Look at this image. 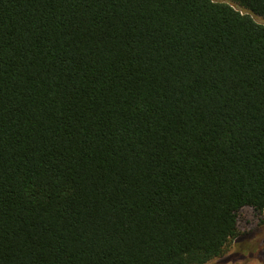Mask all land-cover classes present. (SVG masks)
Wrapping results in <instances>:
<instances>
[{
    "label": "trees",
    "instance_id": "1",
    "mask_svg": "<svg viewBox=\"0 0 264 264\" xmlns=\"http://www.w3.org/2000/svg\"><path fill=\"white\" fill-rule=\"evenodd\" d=\"M227 1L0 0V264H209L264 211V0Z\"/></svg>",
    "mask_w": 264,
    "mask_h": 264
},
{
    "label": "rangeland",
    "instance_id": "2",
    "mask_svg": "<svg viewBox=\"0 0 264 264\" xmlns=\"http://www.w3.org/2000/svg\"><path fill=\"white\" fill-rule=\"evenodd\" d=\"M235 8L242 13L246 12L238 6ZM253 18L264 25L263 17L253 15ZM239 219V236L229 244L223 257L209 264H264V211L244 208Z\"/></svg>",
    "mask_w": 264,
    "mask_h": 264
}]
</instances>
